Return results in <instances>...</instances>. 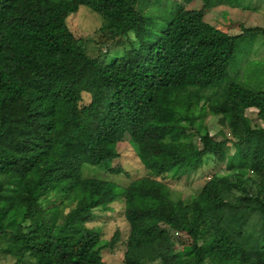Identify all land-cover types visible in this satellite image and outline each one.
I'll return each instance as SVG.
<instances>
[{"label":"trees","instance_id":"16d2710c","mask_svg":"<svg viewBox=\"0 0 264 264\" xmlns=\"http://www.w3.org/2000/svg\"><path fill=\"white\" fill-rule=\"evenodd\" d=\"M191 1L0 0V239L15 264H104L119 232L102 241L93 222L118 203L124 264H264V89L228 69L264 29L226 34L204 21L220 0ZM81 6L121 52L86 53L66 23ZM223 82L211 98L200 91ZM121 141L154 174L209 160L222 172L187 202L148 176L124 186L83 176L84 164L123 172L111 165Z\"/></svg>","mask_w":264,"mask_h":264},{"label":"rangeland","instance_id":"374dc122","mask_svg":"<svg viewBox=\"0 0 264 264\" xmlns=\"http://www.w3.org/2000/svg\"><path fill=\"white\" fill-rule=\"evenodd\" d=\"M242 5L246 6H232L226 0H220L217 5L211 6L204 12V21L210 23L220 31L229 34L236 35L241 32L242 27H254L259 26L264 29V0H246L241 1ZM247 3V4H246ZM202 5V0H193L188 5L189 9H198ZM139 7L143 11L152 10L153 7L147 3H140ZM66 23L69 30L77 38H81L86 53L89 56L98 57L99 61L105 62L115 53L121 52V48L115 49L113 43L108 40L107 34L99 29L100 19L92 11L84 6L77 9L75 13H71L66 18ZM242 26V27H240ZM124 38L122 39V41ZM248 41H240V49L236 51V57L234 64L229 66L230 78L234 81L242 82V84L248 85L253 88L264 89V76L259 74L264 68V36L258 32L252 38L251 47L247 46ZM239 45V42H238ZM115 52V53H114ZM257 61V69H253V64H249V61ZM223 82L220 86L211 89H201L206 96L211 98L218 95L224 87ZM89 100L87 93L83 94L82 103H86ZM248 114L252 119H256L255 110L249 109ZM210 121V115L205 116L204 123L208 124ZM219 129L216 122H212L209 127V132L214 133ZM224 134L229 136L226 129H223ZM222 137L216 136L217 139ZM229 145V144H227ZM117 150L119 152V159L112 164L120 165L122 168L119 174H110L105 169H99L92 167L88 164L82 166L83 176H95L98 178L107 179L116 183L119 186H124L134 178L140 176H148L155 180H158L166 185L173 200H183L187 202L194 197L200 190L201 186L208 179L213 171L221 173L220 166L222 163H216L212 160L206 161V163L197 167L196 170H186V166L183 164L179 166L174 172L164 174L151 173L144 165L139 161L136 156V152L132 144L128 141H121L117 144ZM232 150V147H231ZM120 204H114V211L107 219H99L94 221L93 224L99 227L100 238L102 241L109 240L114 231L117 230L118 240L112 247H107L101 250V259L104 264H124L123 252L125 249V238L128 232L127 222L124 220ZM185 240V237H182ZM6 238L0 239V264H15L16 257L5 251ZM19 264H31L28 260H25Z\"/></svg>","mask_w":264,"mask_h":264}]
</instances>
